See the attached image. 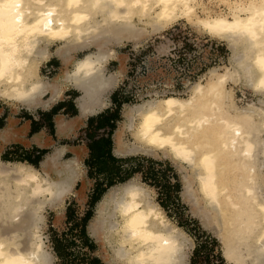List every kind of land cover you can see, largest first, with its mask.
<instances>
[{
    "label": "bare ground",
    "instance_id": "6f19581e",
    "mask_svg": "<svg viewBox=\"0 0 264 264\" xmlns=\"http://www.w3.org/2000/svg\"><path fill=\"white\" fill-rule=\"evenodd\" d=\"M219 1L228 13L204 0H0V102L13 113L19 106L47 109L67 90L79 91L80 111L56 117L58 138H69L109 106L126 67L119 52L124 41L139 43L179 20L224 41L230 64L211 69L188 98L124 104L114 153L162 151L190 166L181 196L216 233L223 257L232 264H264V99L239 107L227 87L243 82L264 95V0ZM52 57L61 67L49 77L41 68ZM117 59L118 69L108 72ZM28 131L29 121L19 124L13 114L0 130V264H52L42 233L45 210L61 206L64 214L65 199L87 178L86 145L59 144L44 130L29 137ZM12 142L52 150L39 167L2 159ZM141 180L112 185L96 203L88 232L102 249L100 257L105 264H189L191 235Z\"/></svg>",
    "mask_w": 264,
    "mask_h": 264
},
{
    "label": "rangeland",
    "instance_id": "374dc122",
    "mask_svg": "<svg viewBox=\"0 0 264 264\" xmlns=\"http://www.w3.org/2000/svg\"><path fill=\"white\" fill-rule=\"evenodd\" d=\"M204 2L207 4V6L213 8L216 11L228 13V7L219 0H204ZM198 11L200 12V14H203L201 8H199ZM53 48H55V46ZM119 52L121 55L120 58H123L125 60L126 67L117 87L112 91L110 95V100L112 94L116 90L122 89L120 96L123 100L120 110L121 113L123 106L126 103L137 104L141 103L143 100L160 98L168 95H178L188 98L192 92L191 87L195 83H206L207 79L211 75V69L223 71L225 66L230 64L229 56L231 53L230 49L224 41L216 38H211L204 33L195 31L185 20L173 22L161 30L153 31L146 38V40H143L139 43L126 40L119 47ZM82 54L83 52L78 54L77 56L80 57L82 56ZM60 67V60L56 59V57H52L50 61L43 63L41 71L49 77H52L59 72ZM118 67L119 60L117 59L112 60L111 63L107 66V69L108 72H113L117 70ZM227 87L228 89L234 90L235 103L239 107L246 106L245 104L250 102L257 103L260 99H264V95L256 93L251 87L247 86L243 82L235 83L233 81H229L227 83ZM68 94H70V96L64 97L66 100L64 104H68L66 115L71 117L78 113V109H76L74 105H72L75 103H71V100L75 101L76 97L80 95V92L75 89H71L70 91H68ZM5 106L6 105L3 102H0V109L5 108L6 112L12 109L11 106H9L8 108H6ZM109 107L114 108L112 100ZM18 108L21 109V114L26 115L32 113L38 118L40 113L42 114L44 112H47L48 110L41 108L28 110L24 106ZM61 113L63 114L65 112ZM121 119L123 120V117H121ZM259 119L260 118L257 117V121H259ZM47 129L50 133L49 124L47 125ZM261 133L262 134H260L259 136L260 138L264 139V131H262ZM54 139L58 143L62 144H84L87 146L88 143V139L85 132L83 131V128L79 129L77 133L69 139L59 140L57 137H55ZM127 139L132 140L133 138L130 134H128ZM10 148L6 151L8 154H2V159L19 160L22 158H29V160H33L30 157L34 156V160L36 161L38 167L40 166V162L44 159L45 155L52 150L46 149V152L42 154L41 149L38 148L29 149L31 151L23 148L22 151H19V149L17 153L11 154L14 150ZM263 154L264 152L261 151L259 155L260 160L264 158ZM134 155L148 156L154 158L155 160L170 162V164L176 169L180 181L182 179L183 173H186L188 171L191 172L192 170L191 167L187 164L184 165V168L179 163H175L162 151L150 153L137 152L134 154H125L120 157ZM86 158L84 159V165L87 178L85 179V182H79L75 190L76 192L73 193V195H69L65 199L63 203V206L65 207L64 214L61 215L59 213V211L61 210V206H55L54 208L48 207L45 210V220L42 233L46 244L54 255L52 264H60V260L57 258L52 249V231L58 233L59 235L66 232L68 237H70V229L73 226V229L75 231L74 235H77V227L78 223H80V219L83 218L87 211L91 209L94 214L96 204L92 206L91 197L94 190L95 180L88 176V167L85 164ZM260 169L262 173L261 175L264 179V160H262ZM133 177H136L140 180L142 179L141 174H134ZM146 184L150 185L149 183ZM153 189L155 199L159 202L158 189L156 187H153ZM181 189H183V186ZM173 199L174 202L169 204L170 211L166 213L168 216V213H171L173 218L171 216L169 217L174 222H176L177 219L180 220V214H182L185 220L188 219L187 215L190 214L192 218H195L200 222L202 230L204 232L206 231V233L199 232L196 229L194 223L187 221L188 226L193 230V232H195L194 234L196 235L197 240L204 246L201 249V253L196 258L195 264H232L223 257L222 244L217 239L216 233L204 226L203 221L199 219L198 216L194 213L193 207L190 202L183 199L181 196V202L185 206L184 208H181L176 204L175 198ZM68 206H71L73 210L71 221L67 220L66 209ZM191 237L194 242V247L190 251L191 253L189 256V264H194L193 256L195 247L197 246V240L195 237ZM76 238L77 241L73 245V249L75 250V252L88 251L87 248L82 247V242L79 240V238ZM90 238L95 241V239L91 235ZM212 240H216V243L214 244ZM213 247L214 251H211ZM94 254L98 256L102 255V249L100 246H98L97 243Z\"/></svg>",
    "mask_w": 264,
    "mask_h": 264
},
{
    "label": "trees",
    "instance_id": "16d2710c",
    "mask_svg": "<svg viewBox=\"0 0 264 264\" xmlns=\"http://www.w3.org/2000/svg\"><path fill=\"white\" fill-rule=\"evenodd\" d=\"M121 91L122 89H119L112 94L111 99L114 108H109L91 117L87 127L83 129L88 139L87 147L90 151L85 164L88 167V176L95 180L91 197L92 206L98 202L112 185L125 182L132 178L134 174H141L143 182L149 183L158 189L159 203L166 212L170 211L169 204L174 202L173 198H175L176 204L179 207L184 208L185 206L181 202L182 184L176 169L170 162L155 160L154 158L142 155L120 157L114 154L113 134L117 127V122L121 120L120 110L123 103L120 97ZM53 111L56 113L57 109L54 108ZM45 152V150L41 151L42 154ZM34 163L36 164V161ZM72 211L71 206H68L66 209L68 221L72 220ZM168 214L173 218L171 213ZM92 216L93 211L91 209L80 219L77 235H74L73 226L70 229V237H68L66 232L59 235L52 231V249L60 260V264H105L100 256L94 254L96 242L90 238L88 233V222ZM187 217L188 219L185 220L182 214H180V220L177 219L176 221L177 224L195 238V232L188 226L187 221L194 223L199 232L206 233V231L202 230V226L198 220L192 218L190 214ZM76 237L82 242V247L87 248L88 251L75 252L73 245L77 241ZM212 242L215 244L216 240H212ZM203 247V244L197 240L193 256L194 264ZM211 251H214V247Z\"/></svg>",
    "mask_w": 264,
    "mask_h": 264
},
{
    "label": "crops",
    "instance_id": "0c3cea01",
    "mask_svg": "<svg viewBox=\"0 0 264 264\" xmlns=\"http://www.w3.org/2000/svg\"><path fill=\"white\" fill-rule=\"evenodd\" d=\"M56 59H58L57 57H56ZM68 91H70V90H67L66 92H65V96L64 97H69L70 96V94H68ZM111 95V94H110ZM79 96V95H78ZM77 96V97H78ZM77 97H76V99H75V101L74 100H71V103H75V104H72V105H74V107L76 108V109H78V105H77ZM112 100V99H111ZM111 100H110V103H111ZM63 103V104H61V103ZM60 102H57L56 104H54L53 106H51L50 108H47L48 110H47V112H44V113H40V115H39V118L36 116V115H34V114H21L20 112H21V109L19 108V110L16 112V113H13V111H12V109L10 110V111H8V112H6V109L5 108H1L0 109V130L6 125V121H7V119L10 117V115L13 113V115H15L17 118H18V123L19 124H24L26 121H29V131H28V136L29 137H33V135L34 134H36L38 131H40V130H44L48 135H50L53 139L55 138V137H57L58 138V136H57V129H56V117L58 116V114H62L61 112H65V113H63V115H65V116H67L66 115V111H67V107H68V104H64L65 102H66V100H65V98H63L62 100H60ZM112 103H113V101H112ZM5 104V103H4ZM6 105V104H5ZM110 105V104H109ZM114 105V104H113ZM6 108H8L9 107V105H6L5 106ZM19 107H22V106H19ZM54 108L55 109H57V111H56V113H54ZM110 107L108 106V107H106L105 109H103L102 111H100L99 113H97V114H95V115H91V116H89L88 118H87V120H86V122H85V124L82 126V127H80L79 129H84L85 127H87V125H88V121H89V119L91 118V117H94V116H96V115H98V114H100L101 112H103V111H105V110H107V109H109ZM80 110L78 109V112H79ZM67 117H70V116H67ZM72 117V116H71ZM39 119H40V121H39ZM49 124V127H50V133L48 132V129H47V125ZM78 129V130H79ZM115 131V130H114ZM77 133V132H76ZM75 133V134H76ZM74 134V135H75ZM74 135H72L71 137H73ZM114 135V134H113ZM71 137H69V138H71ZM69 138H64V139H69ZM59 140H61L60 138H58ZM55 140V139H54ZM56 141V140H55ZM57 142V141H56ZM58 143V142H57ZM59 144H62V143H59ZM63 144H66V143H63ZM69 145H71V144H69ZM76 145V144H75ZM11 147V148H10ZM13 149L14 151H13V153H11V154H15V153H17V151L19 150V151H22V149L24 148V149H27L28 151H31V150H29V149H34V148H38V149H41V151L42 150H46V149H49V148H42V147H40V146H38V144H36V143H34V142H32V143H30L29 145H25V144H23V143H20V142H12V143H10L7 147H6V149L3 151V153H5V154H8L6 151L8 150V149ZM88 148V147H87ZM113 152H114V150H113ZM2 153V154H3ZM89 153H90V151H89V148H88V152H87V155L85 156V158L87 157L88 158V156H89ZM2 154H1V156H2ZM115 154V153H114ZM116 155V154H115ZM31 159H33V160H29V158H25V159H19V160H25V161H30L32 164H34L35 166H37V164H35L34 162H35V160H34V156H31L30 157ZM86 158V159H87ZM27 159V160H26ZM5 160V159H4ZM102 259V258H101ZM104 262V261H103Z\"/></svg>",
    "mask_w": 264,
    "mask_h": 264
}]
</instances>
